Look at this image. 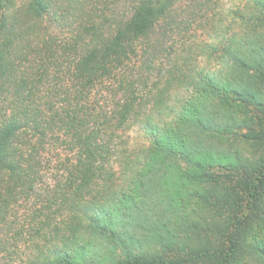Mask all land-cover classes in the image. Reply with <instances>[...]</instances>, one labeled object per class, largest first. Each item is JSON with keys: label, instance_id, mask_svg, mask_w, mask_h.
Masks as SVG:
<instances>
[{"label": "trees", "instance_id": "trees-1", "mask_svg": "<svg viewBox=\"0 0 264 264\" xmlns=\"http://www.w3.org/2000/svg\"><path fill=\"white\" fill-rule=\"evenodd\" d=\"M123 1L0 0V264H264V0Z\"/></svg>", "mask_w": 264, "mask_h": 264}, {"label": "rangeland", "instance_id": "rangeland-1", "mask_svg": "<svg viewBox=\"0 0 264 264\" xmlns=\"http://www.w3.org/2000/svg\"><path fill=\"white\" fill-rule=\"evenodd\" d=\"M199 1L202 0H183L181 5L183 8L186 7L188 11H192ZM241 0H212L210 8L206 10V15L203 16L201 24L198 26L196 36L193 40L199 42L211 41V36L220 33L228 21L231 19V11L236 8L238 4H242ZM131 7L129 2L126 4L123 0H88L87 12L93 17L98 18L99 16H112L113 14H124L128 12ZM54 30L60 35H69L68 27L59 25L58 27L53 26ZM216 30H218L216 32ZM216 33V34H215ZM104 94L107 93L106 88L103 89ZM123 138L127 142L128 146L140 148L145 144L143 136L137 131L136 127H132L124 133ZM53 159H56L55 150L52 153ZM65 157L64 154L61 155ZM24 207L20 206L18 213L21 215L24 213ZM24 247V246H23Z\"/></svg>", "mask_w": 264, "mask_h": 264}]
</instances>
